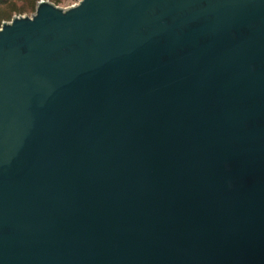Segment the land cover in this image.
Returning a JSON list of instances; mask_svg holds the SVG:
<instances>
[{"label":"water","instance_id":"water-1","mask_svg":"<svg viewBox=\"0 0 264 264\" xmlns=\"http://www.w3.org/2000/svg\"><path fill=\"white\" fill-rule=\"evenodd\" d=\"M0 264H264V0L3 22Z\"/></svg>","mask_w":264,"mask_h":264},{"label":"trees","instance_id":"trees-1","mask_svg":"<svg viewBox=\"0 0 264 264\" xmlns=\"http://www.w3.org/2000/svg\"><path fill=\"white\" fill-rule=\"evenodd\" d=\"M39 1L41 0H0V27L4 21L12 20L16 14L23 15L27 12H35ZM61 2L62 0L54 1L55 5H59Z\"/></svg>","mask_w":264,"mask_h":264},{"label":"rangeland","instance_id":"rangeland-1","mask_svg":"<svg viewBox=\"0 0 264 264\" xmlns=\"http://www.w3.org/2000/svg\"><path fill=\"white\" fill-rule=\"evenodd\" d=\"M48 1L54 3V1H56V0H48ZM79 1H80V0H75V1L62 0V2H61L59 5H56V6H58V7H60V8H64V9H66V8L72 7V4L79 3ZM54 4H55V3H54ZM33 13H34V12H27V13L23 14L22 16H30V15H32ZM15 16H19V15L16 14V15H14L13 17H15ZM4 22H7V21H4Z\"/></svg>","mask_w":264,"mask_h":264}]
</instances>
